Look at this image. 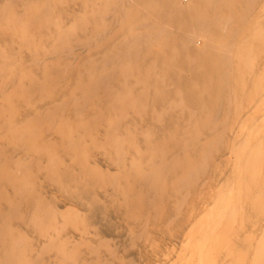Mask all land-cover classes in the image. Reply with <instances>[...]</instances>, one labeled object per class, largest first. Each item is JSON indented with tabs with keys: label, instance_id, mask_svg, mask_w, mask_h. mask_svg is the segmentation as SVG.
<instances>
[{
	"label": "bare ground",
	"instance_id": "6f19581e",
	"mask_svg": "<svg viewBox=\"0 0 264 264\" xmlns=\"http://www.w3.org/2000/svg\"><path fill=\"white\" fill-rule=\"evenodd\" d=\"M0 29L12 32L13 41L33 57L26 61L9 41L2 43L0 77L6 82L0 88V117L8 124L0 125V137L10 144L0 148V197L7 209L0 212V264L35 263L26 256L34 244L14 228L17 221L50 236L45 251L59 247L60 216L82 223L57 213L35 189L34 166L51 181L84 176L76 187L88 188L84 207L93 212L100 202L93 188L110 181L129 219L145 224L167 218L181 210L188 195H198L203 175L211 167L217 174L221 166L216 152L226 147L235 155L230 174L211 194L204 232L200 228L203 239L192 238L191 248L198 251L213 239V227L229 209L246 220L249 201L257 218L252 227L259 233L247 250L252 249V264H264V0H0ZM198 36L205 39L202 45L195 43ZM14 96L34 110L20 132L2 105ZM247 106L253 113L242 121ZM129 110L131 115L124 114ZM70 115L85 120L68 126L64 121ZM237 121L241 131L230 135ZM35 125L63 134L68 144L61 149L68 155L86 141L105 147L115 153L119 172L89 170L83 162L84 174L60 173L50 143L45 144L52 152L47 165L25 162L21 152L32 149L31 156L43 147L38 141L29 146ZM101 125L105 137L99 141L92 131ZM77 129L81 133L75 135ZM2 180L11 183L16 196L4 191ZM222 242L237 259L236 245L227 238ZM22 246L28 253L18 258L15 250ZM60 251L64 264H92L77 250Z\"/></svg>",
	"mask_w": 264,
	"mask_h": 264
},
{
	"label": "rangeland",
	"instance_id": "374dc122",
	"mask_svg": "<svg viewBox=\"0 0 264 264\" xmlns=\"http://www.w3.org/2000/svg\"><path fill=\"white\" fill-rule=\"evenodd\" d=\"M186 1L187 0H183V2ZM201 37L202 36H198L195 39L197 45H202L205 42L203 37L200 39ZM5 41H9L11 49L17 50L20 57L29 62L33 61V57L30 53L21 49L18 42L13 41L12 32L0 29V49L2 50H4L2 43ZM262 54L261 65L264 63V53L262 52ZM34 72L40 74V69L34 68ZM5 82L6 79L0 77V88L5 85ZM26 101L27 100L23 97L14 96L8 103L2 104L9 107L8 117L14 122L17 132L27 129L29 123L33 119L34 110ZM1 102L2 100H0V103ZM257 105H254L255 108L258 107ZM254 106L252 107L254 108ZM250 108L251 107L247 106L245 107L246 110L243 109L242 113H240L242 121L246 120L247 116L253 113V108ZM124 114L131 115L132 111L129 110ZM83 120L85 119H72L70 115V117L67 116V120L64 122H66L68 126H74L75 123H79ZM240 123L241 121L235 123L237 129L231 130L230 135L237 130L241 131L238 128ZM6 124H8V121L0 117V125ZM31 131L34 136L32 137V141L29 142V146L34 145V143L38 141L43 147L41 152H33L31 156L29 152L30 150L32 151V149L28 151L26 148L27 151L21 152L20 158L24 159L25 162L29 163L32 159H38L44 166L47 165L52 156V152H48L50 149L47 145L45 146V144L50 143L55 146V151H53V153H56L59 158L58 171L60 173H64L67 169H73L78 174H84L81 173L82 168H80L83 162L89 165V170L97 166L102 172L108 174L119 172L118 162L112 158L115 156V153L109 152L105 147L97 146L91 141H86L83 143L81 149L75 152L71 151L72 155H68L62 152L61 149L65 148L63 146L68 144V140L63 134L61 135L59 131H44L42 126L36 125ZM80 133L81 129H77L74 132L75 135ZM38 134H40L41 137L35 136ZM92 134L96 136L99 141L103 140L105 137V127L102 125L97 127L92 131ZM71 136L72 134L70 137ZM9 144L10 142L0 137V148L8 147ZM226 148V151H224V148L216 152L217 163H215L221 164V166L218 165L219 169L217 174L211 167L208 172L203 175L198 187V191L201 188V192H198V195H188L187 201L182 204L181 210L168 214L169 216H167V218L159 220L156 218V220L151 219L145 224L136 223L132 218L129 219L126 211L119 206L118 202L120 200V195L115 194L110 181L93 188V190L98 191L100 195V202L98 201L97 203L98 209L96 212H93L92 209H89L90 206L84 207L85 197L88 195V188L86 186L81 188L76 187L78 181L85 180L84 176L80 175L77 181L71 182L61 179L51 181L46 171H40L38 167L34 166L31 168L30 172L34 175L33 185L35 189L53 204L57 213L69 217L76 216L82 220V223H67L65 218L60 216V219L58 218V230L55 233L59 236L58 238H60L59 247L57 250L45 251V247L49 244L50 236L37 234L36 231L26 223H22L21 221L15 222L14 228L24 232L29 238V241L34 244V248H32L30 255L26 256H32L33 258L30 259L34 260V264H64L62 262L60 249H67L69 251L77 250L80 254L84 253L83 257L85 258H83V260L92 264H95V262L96 264H252V255H250L252 249H250V253L247 250V246L248 244L254 245L257 243V239L253 234H258L259 231H256V229L259 228L252 227L256 224L257 218L252 214L253 210L249 201L246 202V205L248 206L247 209L251 210V214H246V220L242 219V221L240 216L236 215L238 210L234 211L229 209L217 221V226L213 227L216 230L215 232L212 228L213 230L210 236L213 234V239L206 241L200 250H196L197 252L195 251L196 253L192 249L194 248L191 244L193 239L196 237L198 240L203 239L201 235H203L204 230L201 228V223L206 216L205 212H207V209L209 208L208 210H210L212 208L213 200L211 194L215 196L213 192H215L219 186L223 185L225 176L228 177L230 174V166L233 165L231 160H234L235 155L233 152L231 154V149L229 147ZM219 152H222V154ZM227 154L229 158H227ZM224 155L226 157H224ZM227 161L229 164H227ZM10 168H12V166H10ZM213 172L214 174L212 175ZM221 181L223 182L221 183ZM2 186L5 192L7 191L11 195L16 196V192L12 188L11 183L2 180ZM3 203L0 197V208L2 207L1 204L4 205V208L0 210L1 213H5L7 210L6 204ZM263 216L264 212L260 214V218ZM244 225H247V227L244 228ZM195 227L198 229L196 230ZM192 231H196L194 234L198 231L197 235H194ZM193 235L195 237H192ZM187 236H190L191 239H187ZM223 238H227L230 243L236 245L237 259L232 255L230 247L222 242ZM96 246H98V248ZM87 248L88 250L92 248V251L95 249V251H88ZM257 248L254 251H256ZM25 253H28L27 246H22L15 250V254L18 258L24 256ZM0 254L3 255L1 252ZM0 258H2V256ZM234 260H238L239 262L236 263ZM10 264L20 263L11 262Z\"/></svg>",
	"mask_w": 264,
	"mask_h": 264
}]
</instances>
